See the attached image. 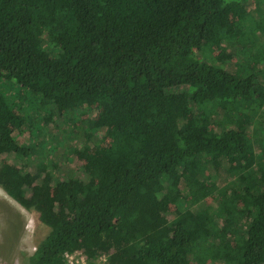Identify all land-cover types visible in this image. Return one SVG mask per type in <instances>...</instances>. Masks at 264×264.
I'll return each instance as SVG.
<instances>
[{
  "label": "trees",
  "instance_id": "1",
  "mask_svg": "<svg viewBox=\"0 0 264 264\" xmlns=\"http://www.w3.org/2000/svg\"><path fill=\"white\" fill-rule=\"evenodd\" d=\"M259 39L264 0H0V187L50 227L29 264H264ZM20 103L102 105L110 140L52 166Z\"/></svg>",
  "mask_w": 264,
  "mask_h": 264
},
{
  "label": "rangeland",
  "instance_id": "2",
  "mask_svg": "<svg viewBox=\"0 0 264 264\" xmlns=\"http://www.w3.org/2000/svg\"><path fill=\"white\" fill-rule=\"evenodd\" d=\"M259 41L260 45H264V39H259ZM255 47L256 50L261 48L258 42L255 43ZM219 51L218 44H215L212 53L216 56ZM257 69L259 73H262L264 67L258 65ZM35 108V105H30L24 109L22 103H20L16 105L15 110L24 118H27L28 115L34 116V121L38 123L41 129L47 131L45 135L47 141L46 152L49 156L53 155L51 156L54 158L52 166H57L62 161L63 157L60 156L69 153L71 161L68 164L70 167L77 169V167L84 164V161L79 158L76 152L82 154L83 157H87L98 145L103 146L110 140L106 136L103 139H100V137L98 139L92 135L96 131L95 121L101 116L102 105H79L77 110L68 113V117L58 120L51 113L40 112ZM90 121L93 123L92 132H90L91 129H88ZM104 133L105 131L101 130V134ZM53 147H56V149H53ZM3 158L9 159V155L3 154ZM27 161L31 163L30 168L34 170H41L47 166L40 158H27ZM21 164L18 163L17 165L21 167ZM221 184L222 182L218 186ZM222 199H224L222 194L214 192L208 196L207 201L216 204ZM49 230L50 227L39 219V213L36 209L24 208L0 187V264H29L28 256L35 251L36 246L48 234ZM211 260L213 259L204 258L202 261L193 259L192 264H208ZM87 264H108L107 256L101 255L94 261H91L88 256ZM215 264L227 263L221 261Z\"/></svg>",
  "mask_w": 264,
  "mask_h": 264
},
{
  "label": "built area",
  "instance_id": "3",
  "mask_svg": "<svg viewBox=\"0 0 264 264\" xmlns=\"http://www.w3.org/2000/svg\"><path fill=\"white\" fill-rule=\"evenodd\" d=\"M65 264H87L88 256L83 250L76 249L74 251H67L64 254Z\"/></svg>",
  "mask_w": 264,
  "mask_h": 264
}]
</instances>
